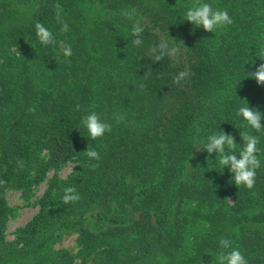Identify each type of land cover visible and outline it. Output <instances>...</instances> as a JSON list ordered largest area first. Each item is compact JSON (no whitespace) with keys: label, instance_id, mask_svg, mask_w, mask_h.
I'll return each instance as SVG.
<instances>
[{"label":"trees","instance_id":"16d2710c","mask_svg":"<svg viewBox=\"0 0 264 264\" xmlns=\"http://www.w3.org/2000/svg\"><path fill=\"white\" fill-rule=\"evenodd\" d=\"M197 3L227 10L233 23L195 27L185 13ZM37 22L55 44L41 45ZM162 39L179 54L153 62L145 55ZM261 50L264 0H0V264H216L221 238L248 264H264V132L236 116L247 104L264 113V85L247 76L264 62ZM181 71L189 75L174 84ZM90 111L112 125L95 141L81 125ZM223 131L237 151L240 131L258 137L252 189L237 187L215 153L195 155ZM66 162L70 175L49 180L36 214L6 240V190L26 198ZM70 186L81 199L64 204ZM67 231L76 254L54 248Z\"/></svg>","mask_w":264,"mask_h":264},{"label":"clouds","instance_id":"9594fccd","mask_svg":"<svg viewBox=\"0 0 264 264\" xmlns=\"http://www.w3.org/2000/svg\"><path fill=\"white\" fill-rule=\"evenodd\" d=\"M55 7L57 8L56 19L61 24L60 31L67 32L68 24L60 19L61 6L57 4ZM122 15L128 19H132L134 12L124 10ZM185 19L195 27H200L207 32H215L217 29L233 23L227 10L213 9L209 3H197L193 7L188 8L185 13ZM35 30L37 39L41 45L48 46L56 43L52 31L45 27L43 23L37 22L35 24ZM144 31L145 28L141 22L138 20L134 21L131 28V35L134 37L132 40L133 45L139 47L143 44L141 36ZM62 54L65 57H71V46H64L62 48ZM178 54L179 49L177 47H170L168 41L162 39L159 43L152 45L145 56L149 57L153 62H160L165 57L174 59ZM257 56L264 61V50H261ZM188 75L187 71L179 72L173 78V83L180 84ZM247 76L253 77L257 84L264 85V62L260 63L254 71L248 72ZM76 110H80L79 104L76 105ZM28 111L35 112V108H29ZM236 116L242 119L245 126L255 132H264V124L261 123L262 119H264V113H261L259 110L250 108L247 104L246 106L239 107ZM114 119L117 123H120L124 117L115 115ZM81 125L86 130L87 137L92 141L99 139L106 132H111L112 130V125L104 122L95 111H90L85 114L81 118ZM239 134L243 143L240 144L238 151L234 136L224 131L210 134L206 142L198 143L195 148L198 147L200 151L206 150L209 156L215 153V162L222 169L225 167L228 168V171L232 174V182L237 187L244 186L252 189L255 185L256 170L261 166V162L257 156V153L260 151L257 147L259 139L256 135L249 134L248 132L240 131ZM85 154L92 160L99 161L100 159L99 153L95 150L87 149ZM18 164H20L19 161ZM98 166V164L90 165L92 170H95ZM20 167L22 168L23 165L20 164ZM2 183H6V181H0V184ZM80 199L81 197L75 187L70 186L64 189L62 203H74ZM219 247L221 251L215 257L216 264H248L242 252L238 248L231 247V241L229 239L221 238L219 240ZM229 249L231 250L229 251Z\"/></svg>","mask_w":264,"mask_h":264},{"label":"rangeland","instance_id":"374dc122","mask_svg":"<svg viewBox=\"0 0 264 264\" xmlns=\"http://www.w3.org/2000/svg\"><path fill=\"white\" fill-rule=\"evenodd\" d=\"M199 148H196V153ZM74 167L73 162H66L56 170H49L45 179L38 185L32 188L31 192L26 198L23 197L21 191L18 189H8L5 192L7 205L10 209L8 220L5 229V239L12 240L15 237V231L24 226L38 210L37 201L47 188L48 182L52 178L65 179L72 172ZM77 235L74 232H64L62 237L54 244L56 249H64L72 254L78 251Z\"/></svg>","mask_w":264,"mask_h":264}]
</instances>
